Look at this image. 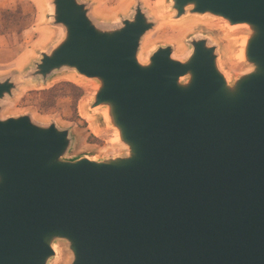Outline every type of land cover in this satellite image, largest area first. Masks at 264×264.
I'll use <instances>...</instances> for the list:
<instances>
[{
  "label": "water",
  "instance_id": "obj_1",
  "mask_svg": "<svg viewBox=\"0 0 264 264\" xmlns=\"http://www.w3.org/2000/svg\"><path fill=\"white\" fill-rule=\"evenodd\" d=\"M175 18H222L248 30L251 68L229 80L217 46L189 40L140 58L155 22L138 2L104 26L90 2L51 0L62 38L28 77L68 69L98 82L125 155L68 158L70 129L30 114L1 117L14 77L0 78V264H264V0H171Z\"/></svg>",
  "mask_w": 264,
  "mask_h": 264
},
{
  "label": "rangeland",
  "instance_id": "obj_2",
  "mask_svg": "<svg viewBox=\"0 0 264 264\" xmlns=\"http://www.w3.org/2000/svg\"><path fill=\"white\" fill-rule=\"evenodd\" d=\"M90 2L91 16L104 26L118 25L130 17L138 2L155 22V27L143 38L140 58L148 59L158 46L171 45L173 56L183 59L191 51L189 40L206 37L217 46L219 66L229 80H234L251 66L243 57L248 30L230 26L222 18L211 15L187 14L175 18L171 0H82ZM0 8H21L28 14L27 28L0 35V78L13 76L18 87L13 96L2 101L1 117L30 114L42 125L55 122L60 128L70 129L73 143L68 158L88 156L106 158L125 155L127 150L110 125L105 108L91 107L98 82L64 69L46 81L28 77L40 53L49 51L63 36V29L53 24L51 0H0ZM2 22L0 18V29ZM69 82L72 87L64 85ZM60 86L65 94L54 98L53 87ZM57 256L49 264H69L72 254L64 241H57ZM64 258L63 263H60Z\"/></svg>",
  "mask_w": 264,
  "mask_h": 264
},
{
  "label": "trees",
  "instance_id": "obj_3",
  "mask_svg": "<svg viewBox=\"0 0 264 264\" xmlns=\"http://www.w3.org/2000/svg\"><path fill=\"white\" fill-rule=\"evenodd\" d=\"M29 15L24 14L21 8L16 10L9 8H0V18L2 22V28L0 29V35H8L12 32L16 31L17 33H21L24 29L27 28L26 23ZM64 85H69L72 87H76L72 83L64 82ZM60 86H56L48 90L50 93H54V98L62 97L65 94L59 92Z\"/></svg>",
  "mask_w": 264,
  "mask_h": 264
},
{
  "label": "bare ground",
  "instance_id": "obj_4",
  "mask_svg": "<svg viewBox=\"0 0 264 264\" xmlns=\"http://www.w3.org/2000/svg\"><path fill=\"white\" fill-rule=\"evenodd\" d=\"M190 53V52H189ZM188 53V54H189ZM188 54L185 56V58L188 56ZM141 60L143 61V62H146L147 61V59H145V58H141ZM63 261H64V258L61 260V262L60 263H63Z\"/></svg>",
  "mask_w": 264,
  "mask_h": 264
}]
</instances>
